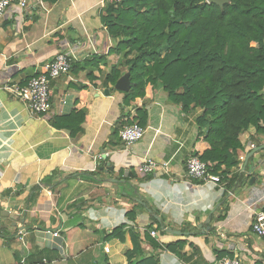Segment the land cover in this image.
I'll return each instance as SVG.
<instances>
[{"label":"crops","instance_id":"obj_1","mask_svg":"<svg viewBox=\"0 0 264 264\" xmlns=\"http://www.w3.org/2000/svg\"><path fill=\"white\" fill-rule=\"evenodd\" d=\"M105 4L28 0L25 10L14 5L0 20V211L24 219L15 227L0 218V264H129L137 242L159 264H218L226 257L264 264V238L252 231L256 213H264V150L244 169L264 135L251 127L240 136V164L225 185L187 180L199 113L185 114L162 88L125 104L123 94L105 86L119 59L101 21ZM70 51L78 61L69 76L52 82L48 114L32 117L4 90L8 83L26 85ZM95 57L104 58L86 63ZM80 86H89L90 120L71 136L53 120L72 112ZM135 108L148 113L146 134L126 148L119 132ZM147 158L169 163V174L140 175ZM178 242H185L182 249L167 250Z\"/></svg>","mask_w":264,"mask_h":264},{"label":"trees","instance_id":"obj_2","mask_svg":"<svg viewBox=\"0 0 264 264\" xmlns=\"http://www.w3.org/2000/svg\"><path fill=\"white\" fill-rule=\"evenodd\" d=\"M101 21L116 43L110 53L124 59L111 67L105 86L116 90L129 74L125 104L162 88L185 114L199 113L192 155L207 163L211 174L228 179L244 150L240 136L251 127L264 135V0H229L223 8L207 0H106ZM88 89L79 87L80 99L70 114L53 120L55 128L71 136L83 130L90 120ZM125 119L145 128L148 113L136 109ZM184 243L166 248L182 249ZM136 244L127 254L129 264H159Z\"/></svg>","mask_w":264,"mask_h":264},{"label":"built area","instance_id":"obj_3","mask_svg":"<svg viewBox=\"0 0 264 264\" xmlns=\"http://www.w3.org/2000/svg\"><path fill=\"white\" fill-rule=\"evenodd\" d=\"M18 6L25 10L28 7V0H0V20L6 15L12 6ZM78 61L73 51L69 53L62 52L51 60L44 71L37 72L30 81L22 86L20 84L8 83L4 90L15 99L22 102L32 117H38L48 114L52 109L51 85L52 82L61 76H69L72 73L74 65ZM67 102L64 101V104ZM146 134V129L140 125H128L120 130L119 135L126 148L133 146L141 141ZM99 159H102L101 156ZM245 158L241 157V161ZM169 163L163 165L157 164L152 159H145L140 165L138 173L140 175L157 174L159 171L169 174ZM185 178L189 181L208 185H225L220 175H213L209 172L207 163L200 158L191 155L186 162ZM252 231L261 238H264V213H256V218L252 224ZM54 237H59V232H54ZM153 238H158L155 231H151ZM106 253H110V247L105 248ZM218 264H242L238 258L226 257Z\"/></svg>","mask_w":264,"mask_h":264},{"label":"water","instance_id":"obj_4","mask_svg":"<svg viewBox=\"0 0 264 264\" xmlns=\"http://www.w3.org/2000/svg\"><path fill=\"white\" fill-rule=\"evenodd\" d=\"M208 3L210 4H216L218 5L219 7L223 8L226 4L229 3V0H207ZM132 88V84H131V79H130V75L129 74H126L124 75L116 84L115 86V89L116 91H119V92H123V93H128ZM106 95H109V92L106 91ZM264 150V145L262 146H259L257 148H255L254 150H252L249 154V156L247 157V162L245 164V167L244 169H246L247 167V164L250 160V158L252 156H254L256 153L260 152ZM0 218H3V219H11L14 221L13 225L16 227L17 226V223L19 221H23L24 222V219L21 218L20 215L18 214H15V213H12L8 210H3V211H0ZM210 229V228H209ZM170 232L176 234V235H183V233L179 232V231H173V230H169Z\"/></svg>","mask_w":264,"mask_h":264},{"label":"rangeland","instance_id":"obj_5","mask_svg":"<svg viewBox=\"0 0 264 264\" xmlns=\"http://www.w3.org/2000/svg\"><path fill=\"white\" fill-rule=\"evenodd\" d=\"M116 44V43H115ZM124 62V59L122 58V59H118L117 60V63L119 64V63H123ZM119 92V91H118ZM120 94H123L124 95V93L123 92H119Z\"/></svg>","mask_w":264,"mask_h":264}]
</instances>
